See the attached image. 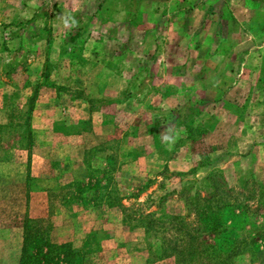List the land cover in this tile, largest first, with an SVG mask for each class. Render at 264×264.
<instances>
[{
	"label": "rangeland",
	"instance_id": "374dc122",
	"mask_svg": "<svg viewBox=\"0 0 264 264\" xmlns=\"http://www.w3.org/2000/svg\"><path fill=\"white\" fill-rule=\"evenodd\" d=\"M236 11L252 22L238 29ZM236 33L264 39V0H0L4 145L25 146L29 133L38 138L33 112L47 107H36L40 97L55 100V114H68L76 99L92 115L68 126L70 132L96 130L86 137L88 175L54 192L52 222L41 220L52 243L79 252L77 264H144L131 259V251L143 252L147 264L160 262L162 239L172 247L182 236L167 225L147 234L140 213L158 220L189 215L193 224L189 204L211 194L214 172L235 200L253 208L264 203V58H243L252 70L242 77L248 86H232L241 61ZM247 42L242 52L261 46ZM177 113L182 119L173 124ZM219 124L222 133L206 140ZM178 155L185 163L176 171L168 166ZM211 162L224 169L204 173ZM26 220L0 219L13 229L0 233V264H14L19 246L22 254ZM260 222L242 236L255 232L259 252L236 264H264ZM107 225L123 249L101 251ZM161 261L180 264L174 256Z\"/></svg>",
	"mask_w": 264,
	"mask_h": 264
},
{
	"label": "crops",
	"instance_id": "0c3cea01",
	"mask_svg": "<svg viewBox=\"0 0 264 264\" xmlns=\"http://www.w3.org/2000/svg\"><path fill=\"white\" fill-rule=\"evenodd\" d=\"M236 12V16L234 13L233 14L236 19L238 18L235 22L238 29L246 25V23L252 22V18L247 17L246 20L240 13L238 14V11ZM250 14L252 16L251 11ZM236 34L238 35V40L236 42V54L240 53L236 57H240L241 61L240 64L235 67V72L238 73V75L232 86H236L237 89L242 88L246 90L248 83H245V79H242V77H244L245 71L252 72V70H247L248 66L243 62V58L250 56H256L260 59L264 58V39L260 40L258 37L253 35L240 37L239 33ZM247 41L251 42L252 46L254 45L253 41L259 42L261 43V46L256 47V49L255 47L252 49L248 48L249 51L242 52L243 48L240 47H244V45L248 43ZM44 89L51 90L48 88ZM248 98L249 100H252V98L250 99V95L247 96V99ZM70 102L76 107H71L72 109L68 111V114L65 112L64 115H59L52 112L54 110L53 108L58 105L55 104V100H52L51 98L45 100L40 97V99L36 101L35 104L38 109L42 108L44 105L47 106L45 110L40 113L36 111L33 112L32 130H34V134L39 132L38 138L40 137V140L35 135L31 137L29 133V140L25 146H8L4 145V140L2 139L3 137L0 135V219H8L12 222L21 220L22 218L31 220L49 219L52 222V219L49 217L53 216L51 210L52 194L62 186L64 187L73 183L81 182L87 177L89 169L87 155L92 145L86 144V137L88 135L95 134L96 130L94 128L89 133L79 130L76 132L68 131V126L70 124H78L81 121L83 122L88 120L90 116L92 118V115L85 111L84 106L79 100L71 99ZM64 105L66 104L61 106ZM70 112L71 115H69ZM222 113L226 114V121H229L231 116L228 115L230 114L229 110L226 107H223ZM37 122L40 123L41 128L36 125ZM0 123H3L0 124V127L6 128V125L4 126V120L3 122L0 120ZM55 126L58 128L56 129ZM38 128L46 129L47 131L40 132V130H37ZM221 128L222 126L219 124V126L217 125L214 129L208 130L206 140L213 136L216 137L219 133H222ZM50 136L52 139L57 136L59 138L58 143L52 142ZM93 146H96V144ZM233 151L235 152V155L239 152L237 148ZM97 159H99V157L95 158V160ZM183 159L184 158L178 155L176 159H171L169 161L168 167L176 171L181 170V168L184 167L183 163H185ZM220 169L224 168H221V166H218L215 162H211L210 165L202 170L204 173H208L213 170ZM6 184L7 186H5ZM19 190L21 192H19ZM19 204H21V206L17 207ZM121 226L123 225H120V227ZM112 227L114 226L107 225L104 228V231H106L109 236L107 239L100 242L99 247L103 253L110 251L111 249L118 250L120 248L123 249L124 247V243L121 244V242L111 239L112 236L110 235V229ZM15 230L20 231L19 228ZM6 231H13V229H6L4 226L0 225V233H6ZM55 231L58 232L59 229H54V232ZM72 232L76 233L78 231L74 229ZM69 242L73 243V246L76 248L80 247L75 245L73 239H69ZM57 243L64 242L62 241ZM20 249L21 248L19 246L16 261H13L14 264H19L21 256ZM109 254H113V251ZM110 257L112 258V256ZM130 257L133 260H144V264H147L148 258L143 252L131 251ZM164 263L167 262L160 261L156 264Z\"/></svg>",
	"mask_w": 264,
	"mask_h": 264
},
{
	"label": "trees",
	"instance_id": "16d2710c",
	"mask_svg": "<svg viewBox=\"0 0 264 264\" xmlns=\"http://www.w3.org/2000/svg\"><path fill=\"white\" fill-rule=\"evenodd\" d=\"M75 40L76 37L72 38L73 42ZM181 119L178 114L173 124ZM187 129L192 132L191 128ZM221 177L220 172L211 174V194L198 196L189 204L190 212H194L196 217L193 224L188 222L189 215L166 216L158 220L153 214L140 213L142 221L139 223L143 224L147 234L156 231L157 226L167 225L182 236L172 239L177 241L172 247L166 245L170 240L162 239V254L157 257L160 261L174 256L180 264H236L239 257L259 252L255 232L251 231V235L244 238L242 236L247 228L262 223L264 214L261 216L258 212L264 210V203L258 202L260 205L253 208L255 206L235 200L229 196V188L218 185L217 179ZM261 195L264 196V192L261 191ZM251 198L255 199L254 194ZM259 216L261 220L258 222ZM124 221L127 222V219ZM41 223L44 221L27 219L24 222L19 264H77L79 252L67 244L52 243L46 226Z\"/></svg>",
	"mask_w": 264,
	"mask_h": 264
}]
</instances>
